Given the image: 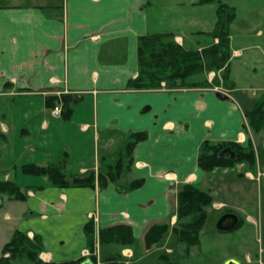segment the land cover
<instances>
[{
    "label": "crops",
    "instance_id": "obj_1",
    "mask_svg": "<svg viewBox=\"0 0 264 264\" xmlns=\"http://www.w3.org/2000/svg\"><path fill=\"white\" fill-rule=\"evenodd\" d=\"M198 2L0 0V129L4 143L6 133H11L12 149V167L0 174L28 189L24 202H10V210H19L21 215L7 214L6 218L16 223L13 233L40 237L43 262H70L89 251L97 264L117 255L123 258L119 264H154L162 248L146 251L144 237L152 224L177 220L172 211L182 185L203 186L207 177L198 167L201 144L235 142L243 148L252 144L245 115L256 101L250 102L251 110H244L231 94L236 91L232 79L234 87L229 88L226 103L211 89L140 91L129 87L138 76L140 37L171 33L181 39V45L186 46L187 38L199 50L209 46L201 45L199 39L214 29L216 7ZM189 9L197 15H204L200 10L210 12L208 26L203 21L190 24L173 18H182ZM53 98L62 109L61 117L53 116ZM67 107L72 109L68 118ZM137 133H145L146 139L126 150L130 157L127 174L130 181H144L140 188L116 182L105 189L57 188L46 177L23 172L27 165L43 167L65 160L68 174L98 175L114 165L108 164V156L116 138L119 144L127 140V145ZM248 220L256 225L255 218ZM90 223L93 251L87 236ZM116 225L132 228V247L100 246V229Z\"/></svg>",
    "mask_w": 264,
    "mask_h": 264
},
{
    "label": "trees",
    "instance_id": "obj_2",
    "mask_svg": "<svg viewBox=\"0 0 264 264\" xmlns=\"http://www.w3.org/2000/svg\"><path fill=\"white\" fill-rule=\"evenodd\" d=\"M226 0H199V5H216V23L214 29L206 35L212 39V44L199 49H188L175 41L171 33H157L142 36L138 40V76L129 83V87L140 91H154L161 89L162 83L173 89L208 88L210 83L207 80L190 81V79L203 76L207 73H219L212 85H220L222 79L226 86L234 87L231 82V59L233 55L231 47L232 32L231 26L236 20V10L225 2ZM199 34H204L200 32ZM52 106L56 107V99H51ZM66 106V105H64ZM72 109L67 107L64 111L68 118ZM248 125L255 133L264 130V98L256 102L253 110L246 114ZM126 145L129 152L134 145L146 139L145 133L133 134ZM231 148L236 153V160L228 156L220 158L223 150ZM125 150V151H126ZM128 155V154H127ZM124 158L110 166L106 171L98 175L94 172L85 175H71L65 171V160L58 164H50L43 167L27 165L23 172L27 175L46 177L51 186L57 188L73 187H95L98 181L101 188L109 183L117 181L124 170ZM247 164L254 169L257 164V155L254 147L250 145L243 148L235 142L213 143L205 141L201 144L198 156V167L205 173H211L218 168H230L237 164ZM143 180H135L131 189L140 188ZM28 189L19 187L15 180H0V207L6 196L9 202H24L27 199ZM213 197L209 192L200 189L194 184H184L177 195V208L175 215L177 224L172 229L169 221L162 224H154L148 229L144 242L145 248L151 251L164 237L171 232L177 237L179 243L186 248L196 246L200 243V234L207 224L209 215L207 209L212 207ZM87 236L89 247L93 251L94 232L92 223L87 225ZM100 246L116 245L121 248H130L135 244V237L132 228L126 225H116L100 229ZM43 251L41 239L34 236L30 239L28 234L15 231L1 252L0 264H12L14 261L28 260L32 264H84L87 259H81L65 263H45L39 258ZM123 258L121 255L102 259L101 264H119ZM97 264L96 256L88 259ZM155 264H178L172 263L167 257L161 256Z\"/></svg>",
    "mask_w": 264,
    "mask_h": 264
},
{
    "label": "rangeland",
    "instance_id": "obj_3",
    "mask_svg": "<svg viewBox=\"0 0 264 264\" xmlns=\"http://www.w3.org/2000/svg\"><path fill=\"white\" fill-rule=\"evenodd\" d=\"M227 4L236 10V20L231 26L232 39L231 47L233 50H242L241 52H233L231 59V79L236 82V91L232 92L234 100H237L244 110H251L250 102H256L264 98V0H226ZM216 7V5H214ZM216 9V8H215ZM196 14V10H186L184 14L173 16V18L180 22L186 19L190 24L198 20L203 21L207 27L211 20V13L206 12ZM216 22V10L213 14V24ZM215 26V25H213ZM209 28V27H208ZM259 33H261L259 35ZM181 40V39H180ZM180 40L175 38V41L180 44ZM196 40V39H195ZM201 45H210L212 39L203 37L199 39ZM181 45V44H180ZM186 48L197 49L199 45H195L186 38ZM184 46V45H183ZM236 53H238L236 55ZM219 73L210 72L203 76H197L190 81L207 80L211 85L208 88H192V89H169L166 84L161 85V89L154 91H176V90H206L211 89L215 93H230L229 86L223 84L221 79L220 85H212L215 77H219ZM231 80V82H232ZM233 83V82H232ZM252 86V87H251ZM245 89L248 91L245 92ZM229 96V95H228ZM217 98V97H216ZM205 99V97H203ZM218 99V98H217ZM220 100V99H218ZM220 102L226 103L227 101ZM249 103V104H248ZM9 103L4 105L5 112L9 113ZM1 109V108H0ZM246 116V115H245ZM246 128L251 135L252 145L259 156L257 164L254 169H251L247 164H237L230 168H218L211 173H206V179L203 186L198 187L210 193L214 199L212 207L208 208L209 219L207 224L201 231L200 243L196 246L186 248L184 244L178 242L177 237L169 232L164 239L152 250L162 248L159 250L157 262L161 256L167 257L170 262L178 264H223L225 259L230 256L244 255L247 248L255 245L262 244L264 241V214L261 213V206H264V178L258 180V173L264 174V130L260 133H255L248 125L247 116ZM1 122V120H0ZM2 129V127H1ZM0 129V171L10 170L12 167V149H11V133H6L8 141L6 143L2 139V132ZM112 148V154L108 157V164H116L120 158H124V170L117 179L116 183L131 186L134 181L128 178L127 169L130 165L128 160L130 157L126 154L127 140H121L119 144L118 138ZM256 144V147L254 146ZM259 148V151L256 148ZM120 157V158H119ZM229 157V156H228ZM230 158V157H229ZM231 159V158H230ZM1 160H5L4 162ZM107 167V166H106ZM106 171V169L102 170ZM0 180H4L0 174ZM11 180H14L13 178ZM112 184V183H109ZM95 186L101 189L98 181ZM105 189V188H104ZM3 201L0 207V257L1 252L7 242L13 235V228L16 225L14 221H8L6 215H14L16 217L21 215L19 210H10V202L6 196H2ZM174 203V201H173ZM20 207V203H15ZM174 207V205H173ZM177 208V205H176ZM176 208L172 211V216H175ZM19 209V208H18ZM230 210L240 214L243 218H258L257 230L253 226L244 227L241 230L231 232H218L216 223L219 216L225 211ZM158 222L155 224H162ZM170 228L176 226L177 220L172 223L169 221ZM154 225V224H152ZM151 225V226H152ZM145 238V237H144ZM33 239V238H32ZM171 239L172 243L166 242ZM145 248V242H144ZM169 249L176 252V254H169ZM98 250V248H97ZM146 250V248H145ZM151 250V251H152ZM148 251V250H146ZM43 252V251H42ZM42 252L39 254L41 257ZM179 253V254H178ZM90 257L92 253L90 252ZM90 259V258H88ZM41 260V258H40ZM154 263V264H155ZM12 264H32L28 260L14 261Z\"/></svg>",
    "mask_w": 264,
    "mask_h": 264
},
{
    "label": "flooded vegetation",
    "instance_id": "obj_4",
    "mask_svg": "<svg viewBox=\"0 0 264 264\" xmlns=\"http://www.w3.org/2000/svg\"><path fill=\"white\" fill-rule=\"evenodd\" d=\"M261 213L264 214V206H261ZM231 216H236L238 218L237 225L231 231L241 230L242 228L249 227L250 225L257 230V226L259 223L258 218L256 219V225H255L248 220V216H245V218H243L240 214L227 210L224 213H222L217 220L216 229L218 232H231V231L220 230L218 228V224L222 218L231 217ZM223 264H264V241L262 244L261 243L259 245L253 244V246L247 248L244 255L242 256L239 255V256L228 257L227 259H225Z\"/></svg>",
    "mask_w": 264,
    "mask_h": 264
},
{
    "label": "water",
    "instance_id": "obj_5",
    "mask_svg": "<svg viewBox=\"0 0 264 264\" xmlns=\"http://www.w3.org/2000/svg\"><path fill=\"white\" fill-rule=\"evenodd\" d=\"M216 96L218 99L222 101L230 100V97L228 95L221 93V92L217 93ZM227 156H229L232 160H236L237 158L236 153L231 148H227L223 150L220 154L221 159H224ZM237 222H238V218L236 216L224 217L220 220L218 224V228L224 231H231L235 228V226L237 225ZM230 263H233V262H230ZM84 264H93V263L88 260Z\"/></svg>",
    "mask_w": 264,
    "mask_h": 264
},
{
    "label": "built area",
    "instance_id": "obj_6",
    "mask_svg": "<svg viewBox=\"0 0 264 264\" xmlns=\"http://www.w3.org/2000/svg\"><path fill=\"white\" fill-rule=\"evenodd\" d=\"M238 53H236L237 55ZM164 85V83H162ZM62 115V109L60 106H56L53 110V116L54 117H61ZM261 178H264V174H262L261 172L258 173V180H260ZM90 252L89 251H85L83 256L84 258H90Z\"/></svg>",
    "mask_w": 264,
    "mask_h": 264
}]
</instances>
